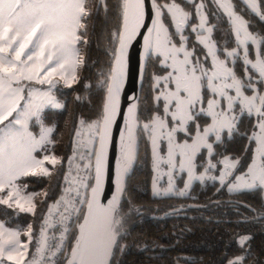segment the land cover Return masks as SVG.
Instances as JSON below:
<instances>
[{
	"label": "rangeland",
	"instance_id": "obj_1",
	"mask_svg": "<svg viewBox=\"0 0 264 264\" xmlns=\"http://www.w3.org/2000/svg\"><path fill=\"white\" fill-rule=\"evenodd\" d=\"M29 1L15 0L10 18L16 7ZM34 1L39 7L31 18L19 23V31L8 26L0 29V75L15 78L14 85L20 90L17 104L0 114V200L18 211L30 210V204L20 195L16 181L24 175L44 173V164L52 162L41 149L50 130L37 122L43 109L58 104L54 87L67 84L73 76L75 31L82 3ZM184 1L191 5L196 24L186 25V8L175 1L153 2L150 66L145 80L148 112L139 122L148 159L149 196L185 197L194 183H209L227 194L258 188L264 202V49L259 47L257 32L249 30L237 11L243 7L261 19L258 3L211 0L214 9L223 14L231 36L229 40L217 31V41L206 27L200 3ZM51 42L59 47L58 60L63 67L54 62ZM33 50L38 51L35 58L30 56ZM242 115L251 118L252 129L247 135L251 147L247 163L238 169V159L218 153L216 144L230 137ZM97 122L75 130L74 146L79 151L71 155L63 171L82 174L76 188L85 194L86 151L94 145ZM16 134L18 139L11 137ZM125 141L123 135L120 162ZM116 230L113 220L112 239ZM26 246L0 221V264H12L18 257L15 264L26 260L31 248ZM20 250L21 256L16 254Z\"/></svg>",
	"mask_w": 264,
	"mask_h": 264
},
{
	"label": "trees",
	"instance_id": "obj_2",
	"mask_svg": "<svg viewBox=\"0 0 264 264\" xmlns=\"http://www.w3.org/2000/svg\"><path fill=\"white\" fill-rule=\"evenodd\" d=\"M95 1L82 0L81 3L75 31L73 76L67 84L54 87L58 104L43 109L37 122L50 130L41 149L52 162L44 164V173L24 175L16 181L20 195L30 204V210L18 211L0 200V221L15 232L19 241L26 242L27 249L33 244L40 218L65 196L63 171L70 164L71 155L79 151L74 146L75 130L96 123L100 115L120 20L121 0H104L103 8L98 5L96 9ZM167 1L153 0L156 4ZM172 1L191 12V5L184 0ZM256 1L261 19L243 7L237 11L249 30L257 32L261 40L259 47L263 51L264 0ZM207 18L213 38L218 41L219 32L231 40L223 16L209 9ZM149 59L144 67L137 101V157L124 182L114 216L117 230L108 264H264V202L258 188L227 194L215 184L194 183L185 197L149 196L148 159L139 126L148 112L145 80ZM251 129V118L242 115L230 137L216 144L218 153L238 159V169L248 161L251 141L247 140V135ZM92 149L86 151L89 164ZM183 202L194 205L183 211V215H178L177 211L175 215L168 214L169 209ZM80 212L81 208L77 219ZM150 215L154 217L149 219ZM73 236L74 226L67 236V251ZM63 262L61 257L55 264Z\"/></svg>",
	"mask_w": 264,
	"mask_h": 264
},
{
	"label": "water",
	"instance_id": "obj_3",
	"mask_svg": "<svg viewBox=\"0 0 264 264\" xmlns=\"http://www.w3.org/2000/svg\"><path fill=\"white\" fill-rule=\"evenodd\" d=\"M104 0L95 1V9ZM153 0H123L89 164L88 185L63 264H108L112 224L137 157V101L151 51ZM123 135L128 155L120 162ZM246 208L250 211L249 207Z\"/></svg>",
	"mask_w": 264,
	"mask_h": 264
},
{
	"label": "built area",
	"instance_id": "obj_4",
	"mask_svg": "<svg viewBox=\"0 0 264 264\" xmlns=\"http://www.w3.org/2000/svg\"><path fill=\"white\" fill-rule=\"evenodd\" d=\"M86 171L89 174V168ZM81 175L78 170L64 174L65 196L55 209L40 218L28 256L20 264H55L63 256L67 250V236L77 222L78 210L84 202L85 191L77 192L76 188L79 179L82 180Z\"/></svg>",
	"mask_w": 264,
	"mask_h": 264
},
{
	"label": "crops",
	"instance_id": "obj_5",
	"mask_svg": "<svg viewBox=\"0 0 264 264\" xmlns=\"http://www.w3.org/2000/svg\"><path fill=\"white\" fill-rule=\"evenodd\" d=\"M14 1L15 0H0V29H2L4 26H8L14 32L19 31L20 30L19 23L25 20V18L27 17L31 18L33 12H35L36 8L39 7L38 1L36 4L34 0H30L29 2L25 3L23 6L16 7L17 8L16 13L13 14L12 17L10 18V12L13 8ZM26 4L28 6H26ZM51 49H52V56H53L54 62L57 64L59 63V65L61 63L63 67V62H60V60H58L60 56L58 45L51 42ZM37 55H38V51L37 52L34 50L31 51L30 56L32 58H35ZM72 71H73V68H72ZM65 74H69V72L66 71ZM15 81H16L15 78H4L0 75V114H4L8 110H10L19 101L20 90L16 85H14ZM18 136L19 134H16L11 137L18 139ZM12 143L17 144V140L15 141L13 140ZM21 250L18 251L16 254L21 256ZM18 259L19 257L16 260ZM16 260L12 261L11 263L15 264L14 262H16Z\"/></svg>",
	"mask_w": 264,
	"mask_h": 264
},
{
	"label": "flooded vegetation",
	"instance_id": "obj_6",
	"mask_svg": "<svg viewBox=\"0 0 264 264\" xmlns=\"http://www.w3.org/2000/svg\"><path fill=\"white\" fill-rule=\"evenodd\" d=\"M193 2L194 3L195 2H199L200 5L202 6V8L205 10V13H206L205 23H206V27L209 28V30L211 29V27H209L210 24H208L209 22H208V18H207V13L209 12V9H210V11H213L214 13H217V15L220 14L221 16H223V14H221L220 11L214 9L213 3H212L211 0H193ZM186 16H187L186 17L187 18L186 19L187 20V24L186 25H190L192 23L196 24V17L193 14H191L190 11H186ZM197 51H198V49H197ZM199 59L203 60L204 57L200 55ZM196 65H197V62L195 60V66ZM196 68H197V66H196ZM193 205L194 204H192V203L183 202L182 204H178L175 207H173L172 209H169L170 212L168 214L172 213L173 215H175L174 212L177 211L178 215H183V213H184L183 211H185L187 208L189 209V208L193 207ZM138 214H139V212H138ZM153 217H154L153 215H150L149 219L153 218Z\"/></svg>",
	"mask_w": 264,
	"mask_h": 264
},
{
	"label": "bare ground",
	"instance_id": "obj_7",
	"mask_svg": "<svg viewBox=\"0 0 264 264\" xmlns=\"http://www.w3.org/2000/svg\"><path fill=\"white\" fill-rule=\"evenodd\" d=\"M120 152H121V150H120ZM122 155H123V158L126 160L127 155H128V148H127L126 141H125V144L122 147Z\"/></svg>",
	"mask_w": 264,
	"mask_h": 264
}]
</instances>
